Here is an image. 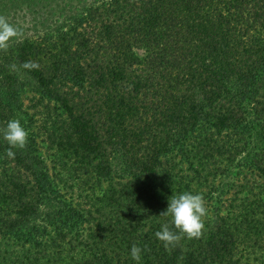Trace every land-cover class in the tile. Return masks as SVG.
I'll use <instances>...</instances> for the list:
<instances>
[{"label": "trees", "instance_id": "trees-1", "mask_svg": "<svg viewBox=\"0 0 264 264\" xmlns=\"http://www.w3.org/2000/svg\"><path fill=\"white\" fill-rule=\"evenodd\" d=\"M40 25L0 50V241L17 245L0 264H137L133 244L139 264H264V0H93ZM12 118L29 134L14 159ZM39 122L47 149L108 183L87 209L60 193ZM231 168L250 196L233 220L213 210L201 238L166 250L169 197L207 200Z\"/></svg>", "mask_w": 264, "mask_h": 264}, {"label": "rangeland", "instance_id": "rangeland-1", "mask_svg": "<svg viewBox=\"0 0 264 264\" xmlns=\"http://www.w3.org/2000/svg\"><path fill=\"white\" fill-rule=\"evenodd\" d=\"M93 0H0V16H4L8 21L16 25L20 29V34L13 40L18 39L24 35L33 34L34 29L40 28L41 21L45 25H52L59 22L65 16L77 10L82 4H88ZM260 32V31H259ZM134 53L142 58L145 55L143 48H134ZM141 67V65H140ZM33 96L29 89L25 88L20 91L21 104L27 106L30 103L29 98ZM44 102V101H43ZM38 110V109H37ZM30 112V110H27ZM16 119V118H12ZM35 120H40V114L35 116ZM39 124L35 126L39 131ZM35 126H31V130L35 132ZM255 130V128H254ZM254 130L250 132L249 136H245L247 146L250 147L253 143L259 140L254 133ZM40 135V136H39ZM39 135L36 138L37 149L45 160L49 173L53 175L56 181L57 187L60 193L72 204H78L87 209V203L85 201L90 196H97L101 191L107 187L105 181H95L94 178L88 174L78 175L75 173L71 165H67L63 156L56 152L53 148L47 149L46 141L39 131ZM178 157L173 158L170 162L177 161ZM49 161V162H48ZM62 162V163H61ZM244 164V163H243ZM184 168L185 163H181ZM242 171L238 168L229 169L225 175L216 177V188L215 192L208 196L206 200V207L208 209L205 219L212 217L213 210L218 215L225 216L229 220H233V214H236V210L241 205L245 204V201L250 198L247 194V189L234 188L230 184H235V180H241ZM257 194V192H255ZM264 199V194H262ZM204 219V220H205ZM13 241L1 240L0 249L11 250L14 252L17 245ZM17 249V248H16ZM261 255H264L261 253Z\"/></svg>", "mask_w": 264, "mask_h": 264}, {"label": "clouds", "instance_id": "clouds-1", "mask_svg": "<svg viewBox=\"0 0 264 264\" xmlns=\"http://www.w3.org/2000/svg\"><path fill=\"white\" fill-rule=\"evenodd\" d=\"M19 34L20 29L16 25L10 23L6 17L0 16V50L7 51L10 41L18 37ZM22 67L27 70H38L40 65L36 61L29 60L24 62ZM2 132L4 140L10 145L6 155L8 158L14 159L15 152L12 149L26 147L28 131L22 126L19 119H11ZM207 211L203 193L184 191L173 194L169 197L166 210L160 213L161 216L171 217L170 224H163L160 230L155 232L156 238L163 242L166 250L175 247L185 237L188 239L201 238ZM145 250H147V246L141 248L137 244L132 245L130 254L137 264L141 261L142 253Z\"/></svg>", "mask_w": 264, "mask_h": 264}]
</instances>
